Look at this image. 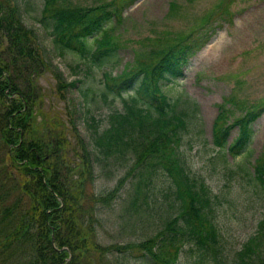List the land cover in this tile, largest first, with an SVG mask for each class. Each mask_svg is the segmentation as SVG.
I'll list each match as a JSON object with an SVG mask.
<instances>
[{
	"label": "trees",
	"instance_id": "16d2710c",
	"mask_svg": "<svg viewBox=\"0 0 264 264\" xmlns=\"http://www.w3.org/2000/svg\"><path fill=\"white\" fill-rule=\"evenodd\" d=\"M21 1L0 0V264H132L133 258L142 264H182L187 244L196 249L194 264H264V217L229 257L218 225L219 196L193 177L182 149L197 126L198 105L183 91L171 90L204 42L183 40L154 61L136 54L121 72L105 71L102 97L120 99L121 107L108 115L104 129L96 125L89 105L91 90L80 86L83 107L73 110V143L56 123L37 122L41 94L35 78L53 63L40 34L26 25ZM121 17L105 5L45 0L40 23L52 26L60 54L77 55L89 69L105 68L118 62L120 44L109 28ZM80 82L65 83L78 88ZM236 105L226 97L213 125L214 163L224 168L229 157L248 152L253 123L264 112V107L249 106L237 115L229 107ZM81 119L88 138L77 127ZM235 128L238 135L230 142ZM124 159L133 162L127 173L134 178L133 205L145 213L155 181L165 175L175 213L145 240L106 246L96 225L103 208L122 197L126 178L106 194L88 196L87 187L97 178V165L106 168ZM254 179L264 191V154L256 159Z\"/></svg>",
	"mask_w": 264,
	"mask_h": 264
},
{
	"label": "rangeland",
	"instance_id": "374dc122",
	"mask_svg": "<svg viewBox=\"0 0 264 264\" xmlns=\"http://www.w3.org/2000/svg\"><path fill=\"white\" fill-rule=\"evenodd\" d=\"M57 2L86 8L105 5L122 15L109 28V34L120 44L118 62L111 67L89 69L77 55L67 51L60 54L54 48L52 26L46 28L40 23L45 0L21 1L26 25L40 34L54 65L46 63L44 72L35 78L36 91L41 94L35 111L37 122L56 123L73 143H76L73 110L83 107L78 93L80 86L91 90L89 105L96 117V125L104 129L109 125L108 115L121 107L120 99L109 97L105 100L102 97L105 71L121 72L127 64L134 63L136 54H140L143 60L154 61L162 51L183 40L204 42L205 45L185 67V75L171 91H183L197 102L198 123L186 135L182 149L189 158L193 177L199 182L204 181L213 195L219 196L218 225L223 245L229 257L235 255L264 217V191L254 179L256 159L264 154V112L253 123L248 152L237 158L229 157L226 168L214 163L213 125L226 97H231L237 104L229 106L235 108L237 115L243 114L249 106L264 107V0ZM57 69L62 72L61 76ZM77 79H81L78 88L66 86ZM22 80L25 82V78ZM77 127L88 138V127L83 119L77 122ZM237 135L238 129L235 128L229 141L232 142ZM115 162L106 168L97 165V178L87 187L88 196L106 194L126 178L120 190L122 197L112 206L103 208L101 223L96 225L98 239L106 246L145 240L164 229L167 215L175 213L170 207L174 197L168 193L169 183L165 175L155 181L154 196L149 201V209L143 213L133 205L134 178L127 176L133 162L128 159ZM191 248L189 244L183 248L180 263L194 264L197 260L196 249ZM132 264H142V259L133 258Z\"/></svg>",
	"mask_w": 264,
	"mask_h": 264
}]
</instances>
